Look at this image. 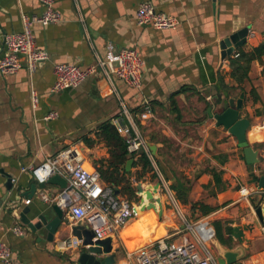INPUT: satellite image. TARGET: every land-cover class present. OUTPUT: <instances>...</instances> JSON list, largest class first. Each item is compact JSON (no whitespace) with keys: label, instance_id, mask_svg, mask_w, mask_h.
<instances>
[{"label":"crops","instance_id":"1","mask_svg":"<svg viewBox=\"0 0 264 264\" xmlns=\"http://www.w3.org/2000/svg\"><path fill=\"white\" fill-rule=\"evenodd\" d=\"M142 2H149L157 11L177 17L178 27L162 30L139 25L136 12ZM54 7L62 14L59 23L35 24L33 27L37 47L47 50L49 58L38 65L33 75L25 68L7 76L0 74V200L3 201L0 204V241L11 247L16 264H80L78 258L84 251L81 247L65 250L60 246L61 240L74 236L72 227L76 223L65 218L54 239L48 240L47 231L32 232L21 222L17 212L28 206L30 218L36 221L37 215L53 202L39 199L37 195L42 190L39 188L32 198L15 197L14 192L22 193L36 182L30 172L23 171L24 166L38 165L72 145L82 147L86 166L97 169L95 161L110 155L109 147L99 137L101 126L112 123L125 110L134 115L149 145V157L156 161L166 180L171 181V185L178 177L187 181L189 203L179 200L171 189L176 199L190 205V209L193 201L214 199L206 202L216 207L210 214H225L230 220L227 225L233 229L235 225L252 221L254 210L264 203V191L259 190L264 164H252L250 168L236 137L217 125L214 114L234 104L241 94L235 90L227 96L218 88L220 78L226 84L234 83L230 76L229 56L223 58L220 41L244 27L250 29L246 43L241 46L251 49L264 41V0H54ZM42 11L38 0H0V55L4 54L2 34L22 31L23 15H38ZM125 48L136 49L144 58L140 88L131 87L107 67L98 65L100 60L111 59ZM60 62L74 63L81 68L98 67L79 87L54 93L51 92L56 79L54 66ZM245 86L247 91L255 88L259 98L244 92L241 117L250 119L251 111H255L261 120L255 125L251 122L249 131L261 141L264 58L263 62L253 63L250 80ZM32 89L39 94L36 108L31 101ZM248 101L251 102L249 106ZM146 102L152 106L153 115L143 120L140 112ZM50 111L57 112L58 116L46 119ZM196 130L206 134L202 140L204 144L211 137L218 150L210 155L199 146L194 154L204 152L202 156L210 157L213 164L198 168L193 175L179 174L161 157H181ZM212 130L218 135H210ZM171 141H177L175 147L171 148ZM253 146L258 148L256 143ZM152 147H155V153ZM214 168L223 170L226 183L223 189L215 187ZM138 171H141L140 166L132 168L133 183L134 173ZM8 174L19 188L10 191L4 200L8 193ZM250 174L254 178H249ZM240 185H249L258 191L243 199L239 195ZM47 187H52L46 191L55 192L54 196L62 189L55 184ZM208 191L212 192L211 196L206 195ZM13 198L21 201L15 214L10 211L18 204ZM238 205L249 209L247 215L238 210ZM161 208L164 210L163 205ZM49 215L53 217L54 213ZM160 225L164 236L168 225L161 223L156 225L154 234L143 236L139 217L130 218L123 232L124 235L126 231L129 248L123 239L125 247L119 244L120 240L113 241L114 249L119 248L115 263L125 260L128 252L157 239L155 233ZM16 226L23 229V235L14 232ZM245 228L248 239L253 240L256 231ZM256 262L264 264V253L252 254L248 263Z\"/></svg>","mask_w":264,"mask_h":264},{"label":"built area","instance_id":"2","mask_svg":"<svg viewBox=\"0 0 264 264\" xmlns=\"http://www.w3.org/2000/svg\"><path fill=\"white\" fill-rule=\"evenodd\" d=\"M43 11L41 14L23 15L24 28L20 32H4L2 43L4 54L0 55V74L7 76L17 73L25 68L33 75L38 65L49 58V52L38 48L34 38L33 27L35 24L59 23L62 14L54 7V0H38ZM139 25H151L157 29L172 30L179 25L177 17L159 12L149 2L140 3L136 12ZM144 58L133 48H125L119 51L115 57L106 61H99V66L107 67L111 73L123 78L128 85L140 88L142 83ZM97 65L81 68L74 63L60 62L55 64V82L51 92H59L68 88H77L91 74L97 71ZM33 107L39 103V94L35 89L31 91ZM152 106L146 102L142 106L140 118L143 120L152 117ZM58 116L55 111H50L46 119H54ZM112 124L117 132L125 139L130 154L145 150L150 155L147 141L128 110L122 112L120 117L113 119ZM259 132L263 139L258 143H264V117L259 124ZM82 147L72 145L48 157L38 165L24 166L23 171L31 173L37 183L47 182L52 176L60 175L67 180L66 187L51 198L44 189L40 196L44 201L58 202L65 209V218L71 223L86 224L95 232L94 239L111 237L113 241L122 240L124 228L130 218L138 213L133 211V202L125 196L116 193L115 188L104 182L96 168L86 166L84 163ZM259 190L264 191L263 188ZM258 191L249 185H241L240 197L246 199ZM182 236L175 239L180 232ZM14 232L23 235L21 227H14ZM264 234V224L261 225ZM217 233L212 222L208 218L197 222L185 221L182 230L174 227V233L166 232L149 244L139 247L126 254V259L114 264H221L213 249ZM173 241H169L172 240ZM60 246L65 250H73L79 247L87 248L83 240L77 236L63 239ZM1 264H16L11 247L0 241Z\"/></svg>","mask_w":264,"mask_h":264},{"label":"water","instance_id":"3","mask_svg":"<svg viewBox=\"0 0 264 264\" xmlns=\"http://www.w3.org/2000/svg\"><path fill=\"white\" fill-rule=\"evenodd\" d=\"M249 27H244L238 31H235L224 37L220 41V48L222 50L223 58L230 56L234 53L235 49L246 43L249 34ZM245 99V93L242 92L240 97L236 100L234 104L227 107L221 113H215L214 118L217 120L218 126H223L228 131L236 137L239 147L243 148L244 155L247 163L257 164L260 162V149L255 148L253 144L258 143V140L250 134L251 121L246 117H241V108ZM153 153H155V147L151 148ZM133 159L128 161V168L131 167ZM15 179L11 175H7L6 186L8 193L4 200L8 197L10 191L13 192L14 189H18L16 186ZM48 184L58 185L60 188H64L67 185V180L60 175L52 176L47 182L32 183L30 188L23 191L14 192L15 197H27L32 198L36 193L37 189H44ZM259 187L264 188V175L260 178ZM138 194L141 196V200L138 203L133 202V211L138 213L140 210H156L158 215H162V198L159 194H155L149 189H144L142 185L137 187ZM13 202H18V204L13 205L10 211L14 214L16 213L19 205L20 199L13 198ZM20 201V202H19ZM0 200V204H2ZM167 208L173 209V205L166 200ZM31 211L30 207H24L19 213L17 212L21 222L28 226L30 230L34 233H39L41 231H47L48 240L52 241L54 239V234L62 226L63 220L65 219V209L60 206L58 202H53L49 207L45 208L41 213L37 215V220L32 221L29 216ZM54 213L53 217H50V213ZM255 216L252 221L248 222L245 227L249 231H253L255 228L260 230L261 225L264 224V203H261L254 210ZM17 216V215H16ZM243 225H235L233 236L240 245L234 248L227 247L223 243L215 240L214 244L218 249V261L221 264H243L240 258L246 254L245 241H249L246 235V228ZM72 233L79 239L83 240L84 245H89L86 251L80 253L78 262L80 264H114L116 261V253L119 248L114 249L113 239L107 237L105 239H94L95 232L89 228V226L78 223L72 227Z\"/></svg>","mask_w":264,"mask_h":264},{"label":"rangeland","instance_id":"4","mask_svg":"<svg viewBox=\"0 0 264 264\" xmlns=\"http://www.w3.org/2000/svg\"><path fill=\"white\" fill-rule=\"evenodd\" d=\"M248 106L249 104H251L250 101H248ZM250 119L252 122V125L254 124H258L259 121L261 120L260 118H257L255 115V111H251L250 114ZM138 124V123H137ZM251 125V126H252ZM139 126V124H138ZM140 129V127H139ZM141 130V129H140ZM205 133L204 131L200 132V130H196L195 132H192V136L193 138L191 139V142L189 143V146H185L184 149L182 150L183 155L181 157L179 156H165V157H161V159H164L166 162H168V166H170L171 168H174L177 173H184L189 175L190 173L192 174L194 171H196L198 168L202 169V167H206L207 165L213 164V160L202 154L204 152L200 151V153L194 154L195 152L198 151V147L201 146L203 148V151L205 152H209L210 155H212L215 151H217L218 149H216L215 145L212 143L211 137L207 138V140H205V144L204 142H202L203 139H205ZM210 135H218V132L215 130H212L210 132ZM225 138V137H224ZM226 139V138H225ZM208 142H211L208 145ZM228 142V140L226 141ZM238 144V141L236 142ZM171 148L175 147L177 144V141H171ZM234 145L233 147L237 146ZM182 145V144H180ZM180 145L178 147H180ZM256 146L260 149L261 151V158H260V162L258 164H260L261 166L264 164V143L260 142V143H256ZM240 151V150H239ZM179 150H177L176 153H178ZM178 155V154H177ZM262 159V160H261ZM152 163H153V169L146 171V172H135L134 173V183L133 185L135 187H138V185H142V187L144 189H149L150 191H152L155 194H159L162 198V202H163V206H164V210H162V215L159 216L158 221L159 222H164V226L168 225V231L169 234H173L174 233V227L175 226H179V229L182 230L183 227L185 226V221H190V222H197L200 219L203 218H208L211 220V222L213 223V225H215L216 228V233H217V237L216 240L221 242V243H228L227 247H231L234 248L237 245H240V243L238 242V240H236L234 237L229 239L230 233L228 231V222L230 221L229 219H226V215L221 213V212H217V213H213L210 214L208 216H202L200 211H195L193 212L190 209V205H185L183 203H181L178 199L175 198V193L171 190L170 185H171V181H167L166 178L164 177V175L161 173L156 161L152 158ZM194 165H197L196 167H194ZM250 168L252 167V164L249 165ZM193 175V174H192ZM252 174H250L248 177L250 178ZM254 175V174H253ZM251 178H254L251 177ZM241 187L238 186V189ZM49 190L52 189V187H46L44 190ZM47 192V191H46ZM49 193V192H47ZM210 193L212 194L211 191L206 192V195H210ZM49 195L51 197H53L55 195V192L50 191ZM240 195V194H239ZM207 196V198L209 197ZM37 197H39V199H42L40 196V193L37 195ZM129 198L132 202H140L141 200V196L138 194L137 191V195L136 197ZM169 200V202L173 205V209H169L167 208V202L166 200ZM195 200V199H192ZM198 200H203L204 202H207L209 200H214V199H198ZM147 210V209H145ZM166 210V211H165ZM238 210L242 213L247 215V213L249 212V209L247 208H242L240 205H238ZM165 211V212H164ZM166 213L167 216H165L164 214ZM238 220V219H236ZM248 222H246L245 224H238V225H245ZM166 230V232H167ZM256 231V234H254L255 238L253 240L250 241H245V245L248 246V249H246V254L244 256H242L240 258V261L243 262V264H250L248 263L249 259L251 258L252 254H260L262 255L264 253V234H258V229H254L251 232ZM182 234H184V232H180L175 239H178L182 236ZM229 240V241H228ZM169 241H173L169 240ZM250 242V243H249ZM119 244L125 247V244L122 240L119 241ZM82 250L86 251L87 248L85 247H81ZM213 249L215 251V253H218V249L216 247L215 244H213ZM218 255V254H217ZM121 256L118 255V257ZM256 264H259V262H256Z\"/></svg>","mask_w":264,"mask_h":264},{"label":"trees","instance_id":"5","mask_svg":"<svg viewBox=\"0 0 264 264\" xmlns=\"http://www.w3.org/2000/svg\"><path fill=\"white\" fill-rule=\"evenodd\" d=\"M264 58V41L251 49H246L240 46L233 55L228 57L231 68L230 76L233 84H226L223 78L219 79L218 88L225 95H230L231 91L239 90V94L246 92L253 98L258 99L259 95L255 88L250 91L246 89V82L250 80V72L255 61L263 62ZM99 137L109 147V157L101 158L95 161L97 170L100 173L102 180L115 188L119 195L130 198L136 197L137 188L133 185L131 180L132 168L141 167V172H146L153 169V163L145 150H140L138 153L130 154L128 152V145L125 139L117 132V129L111 122H107L101 126ZM88 144H91L87 140ZM220 158V157H218ZM133 159L131 167L128 168V161ZM262 160V159H261ZM224 162V160H222ZM223 170L217 171L214 168L213 176L215 187L219 189L225 188V181L222 177ZM259 178V177H256ZM210 186V185H208ZM176 192V197L183 203H189L188 192L190 187L187 186V181L182 178H177L170 186ZM207 187V186H206ZM216 207L203 202H191V209L193 212L200 211L203 216L209 215ZM230 233L229 239L233 237V226H228ZM218 233V231H217ZM164 234L161 230V225L156 229L155 237L159 238ZM229 241V240H228Z\"/></svg>","mask_w":264,"mask_h":264},{"label":"bare ground","instance_id":"6","mask_svg":"<svg viewBox=\"0 0 264 264\" xmlns=\"http://www.w3.org/2000/svg\"><path fill=\"white\" fill-rule=\"evenodd\" d=\"M149 211V212H148ZM148 211H141L139 212V219L141 222V227L143 230V236H149L154 234L156 225H159L160 223L163 224L164 222H159V215L156 210H148ZM123 240L125 241V244L129 248V243L126 239V231L123 235Z\"/></svg>","mask_w":264,"mask_h":264},{"label":"flooded vegetation","instance_id":"7","mask_svg":"<svg viewBox=\"0 0 264 264\" xmlns=\"http://www.w3.org/2000/svg\"><path fill=\"white\" fill-rule=\"evenodd\" d=\"M223 244L228 246V243H223Z\"/></svg>","mask_w":264,"mask_h":264}]
</instances>
